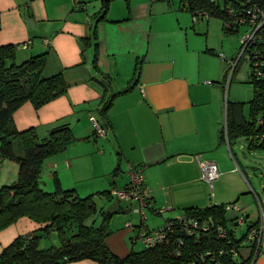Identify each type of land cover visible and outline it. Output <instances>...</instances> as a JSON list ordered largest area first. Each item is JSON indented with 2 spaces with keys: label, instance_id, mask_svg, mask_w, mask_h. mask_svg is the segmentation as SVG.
Returning <instances> with one entry per match:
<instances>
[{
  "label": "crops",
  "instance_id": "crops-1",
  "mask_svg": "<svg viewBox=\"0 0 264 264\" xmlns=\"http://www.w3.org/2000/svg\"><path fill=\"white\" fill-rule=\"evenodd\" d=\"M112 1L80 0L77 6L75 0H0V45H19L17 59L45 54L44 75L62 73L67 84L64 94L40 108L26 101L13 114L18 130L35 128L42 139L62 126L71 128L75 140L43 164L44 189L52 191L57 175L63 189L79 196L98 193L97 200L104 196L100 193L128 184L131 165L145 166L153 206L169 209L146 211L142 224L135 204L115 198L109 210L105 205V211H117L106 244L125 258L147 248L139 236L142 225L159 229L187 208L227 200L217 194L208 198L214 184L204 180L197 156L216 162L220 177L214 182L222 186L227 176L239 174L227 124L229 104L245 102L235 88L228 95L243 59L238 60L241 45L234 36L243 26L226 33L220 17L195 19L181 0H127L126 12ZM232 113L237 117L238 109ZM91 116L108 124L106 136H96ZM13 162L6 163L4 184L16 179ZM94 217L86 224L96 223L99 213ZM252 217L257 220L258 214ZM48 225L19 218L0 230V253L16 238ZM253 264H264V240Z\"/></svg>",
  "mask_w": 264,
  "mask_h": 264
},
{
  "label": "trees",
  "instance_id": "trees-1",
  "mask_svg": "<svg viewBox=\"0 0 264 264\" xmlns=\"http://www.w3.org/2000/svg\"><path fill=\"white\" fill-rule=\"evenodd\" d=\"M181 1L192 10L194 16H199L197 12L201 11L207 17H220L224 22V30L229 34L238 32L239 28L226 25L230 22L228 8L240 12L257 4L264 9V0H225L223 7L215 0ZM105 8L107 9V5ZM262 33L264 38V28ZM18 48L19 45H0V153L16 161L19 167L18 179L0 186V230L24 216L38 222H49L50 225L16 238L0 253V264H65L82 259H91L99 264H207L212 260L213 253L218 255H215L217 259L232 264L231 255L219 254L220 250H227L231 246L227 245L226 240L218 239L216 232V226L223 224L228 216L226 204L185 210L184 216L187 218L198 219L201 223L213 220L214 226L200 238L189 234L178 219H169V222L174 223V229L162 242L140 252L132 251L127 257L120 258L110 250L105 241L112 233L110 221L117 211L98 212L94 199L98 193L81 197L73 189H63L57 175H54V191H47L41 186L40 174L45 160L66 150L75 138L69 126L54 130L44 139L39 138L35 128L20 131L14 123L13 114L26 101H31L36 108H40L64 94L67 84L62 73L48 77L44 75L45 54L32 56L18 63ZM250 71V83L254 88V96L249 102L251 119L248 120L244 115V103H230L228 136L230 141L241 136H251L250 148H264V141L258 138L260 134H264V77L258 80L254 77L252 68ZM112 98L113 96L105 103L104 111L111 106ZM234 107L238 109L237 117L232 113ZM260 120H263L262 124ZM15 141L24 151L22 156L15 151ZM0 163L1 170L2 159ZM100 194L112 197L110 191ZM98 213L101 217L98 225L95 222L86 224L89 218ZM257 221L258 218L252 220V224ZM54 230L59 236L60 244L42 246L43 240ZM240 233L234 234L233 238L241 261L233 264H251L256 254V245L246 241L245 230ZM244 248L250 252L246 259L242 253ZM176 250L180 254L176 255ZM208 251L213 253L207 258L208 262L204 263L202 258Z\"/></svg>",
  "mask_w": 264,
  "mask_h": 264
},
{
  "label": "built area",
  "instance_id": "built-area-1",
  "mask_svg": "<svg viewBox=\"0 0 264 264\" xmlns=\"http://www.w3.org/2000/svg\"><path fill=\"white\" fill-rule=\"evenodd\" d=\"M76 5H80V0H75ZM227 13L230 17V22L226 23L228 26H234L235 28H241L242 26H247L246 32L241 38V52L238 60L242 57H247L249 59L253 75L256 79L260 80L264 77V38L262 30L264 28V9L259 5L254 4L248 8H244L240 12H234L232 8L227 9ZM199 16H194L197 19L200 16L207 17L204 12L198 11ZM94 131L97 137L106 136L109 132V126L101 123L96 117H90ZM260 124L263 120L259 121ZM260 141H264V134L258 136ZM197 162L202 170V176L205 181H207L213 188L214 181L220 177V172L216 162L203 159L200 155L197 156ZM1 167V163H0ZM145 166L144 165H131L129 169L130 181L123 188H113L110 190V195L120 202H127L129 204H135V210L141 214L142 224L147 220L146 211L151 210L154 214L164 212L169 208H156L153 206L152 198L153 195L151 190L146 184L145 177ZM227 214L233 212L234 215L227 216L223 224L216 226L217 238L221 240H226L227 245L231 246L229 249L220 250L219 254L227 253L231 255L232 264L235 262H240V253L237 246L234 244V234L238 235L240 231L246 232V241L249 243H255V257L251 261L257 258L262 249V244L264 240V201H259V215L256 224H252V219L247 213L244 207L240 206L238 202H230L225 205ZM183 224L186 231L191 235L202 236L205 232L209 231L214 222L212 219H208L201 223L198 219L187 218L182 216L176 218ZM141 224V225H142ZM173 222L167 221L165 225L159 229L150 230L142 225L139 236L143 239L147 247H152L160 242H162L169 233L173 231ZM232 233V234H231ZM241 234V233H240ZM213 252L208 251L203 255V262L207 263V258ZM175 254H180L179 250L175 251ZM212 260L207 264H227L222 259H217L216 253H213ZM216 255V256H215ZM192 264H197L193 262ZM237 264V263H236Z\"/></svg>",
  "mask_w": 264,
  "mask_h": 264
},
{
  "label": "rangeland",
  "instance_id": "rangeland-1",
  "mask_svg": "<svg viewBox=\"0 0 264 264\" xmlns=\"http://www.w3.org/2000/svg\"><path fill=\"white\" fill-rule=\"evenodd\" d=\"M215 1L220 2L221 7L224 6L225 0H215ZM111 3L113 4V7L116 6V9L122 6L123 12L129 10L127 8V0H113ZM247 28H248L247 26H243L240 32L237 35H234L235 37H238L240 45H241L242 35L246 32ZM22 61H24V58L21 55H18L17 62L21 63ZM239 66L240 67L238 69L237 75L234 78L233 88L231 89L230 87H228V95L230 94V90L233 91L234 88L235 90H237L238 98H241L243 101H245L244 115L249 120L251 119L249 102L253 98V93H254L253 84L250 83L251 68H250L249 59L245 56L239 63ZM250 137L241 136V137H237L236 140L232 141L231 148L240 166V171L238 172L239 174H233L227 176V180L225 181V186H222L224 185V182L222 183L220 181L214 182V188L213 190L210 189L208 193V198L214 197L213 195L217 194L218 197L223 196L225 199H227L220 201L219 203H217V205L223 204L225 202L236 201L240 206L244 207L247 213L248 212L250 213L251 218H253L252 216H257V214L259 215V201H264V148L263 147L250 148L249 146L251 140ZM18 145H19L18 142L15 141V148L18 150L19 155L22 156L24 154V151L21 148V146ZM0 159H2V166H3V169L0 170V186H2L4 185L3 181L6 178V169H5L6 163L7 165H11L10 163H14L13 162L14 160L2 156L1 153H0ZM14 173H16V179H15L16 181L18 179V169H16V167L14 168ZM11 183H6V184H11ZM46 190L49 191L48 189ZM50 190L54 191L55 187ZM233 195H234V197H232L233 199L228 200V198H230ZM81 197H85V196H81ZM103 197L98 196L97 200H95L98 212L104 210L105 205L107 210H109L110 207L109 205H111L112 203L113 204L117 203V200L115 198L107 199V197L105 196ZM125 204L128 203L125 202ZM232 215H234L233 212L228 213V216H232ZM97 216L98 214H96L95 217L92 219L94 220L95 218H97ZM100 220L101 217L95 224L98 225L100 223ZM59 243H60L59 236L57 235V233L55 234L54 232L53 234L48 236V238H45L43 240L42 246L49 247L51 245H57ZM139 246H141L140 243ZM242 252L245 255L247 253V248L242 249Z\"/></svg>",
  "mask_w": 264,
  "mask_h": 264
},
{
  "label": "water",
  "instance_id": "water-1",
  "mask_svg": "<svg viewBox=\"0 0 264 264\" xmlns=\"http://www.w3.org/2000/svg\"><path fill=\"white\" fill-rule=\"evenodd\" d=\"M130 210H131L130 208H128V209H122L123 212H130Z\"/></svg>",
  "mask_w": 264,
  "mask_h": 264
}]
</instances>
